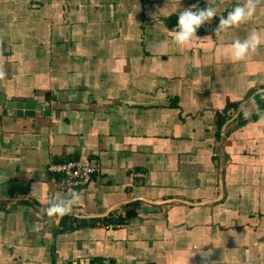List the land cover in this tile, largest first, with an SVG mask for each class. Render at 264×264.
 Returning <instances> with one entry per match:
<instances>
[{
    "label": "crops",
    "instance_id": "obj_1",
    "mask_svg": "<svg viewBox=\"0 0 264 264\" xmlns=\"http://www.w3.org/2000/svg\"><path fill=\"white\" fill-rule=\"evenodd\" d=\"M244 2L0 0V264H264V3L173 40L192 5ZM253 31L260 47L234 60ZM81 156L97 172L48 217L62 179L47 165Z\"/></svg>",
    "mask_w": 264,
    "mask_h": 264
},
{
    "label": "clouds",
    "instance_id": "obj_2",
    "mask_svg": "<svg viewBox=\"0 0 264 264\" xmlns=\"http://www.w3.org/2000/svg\"><path fill=\"white\" fill-rule=\"evenodd\" d=\"M264 3V0H245L241 5L235 6L232 11L228 12L226 16L219 17V24L215 29V34H218L222 30H226L232 27H238L243 23H246L255 15L259 4ZM196 8V10H193ZM217 11L212 7L199 8L197 5L180 12L178 16V27L174 32L173 40L178 46L189 45L193 40L200 39L197 37V30L205 23H210L214 17L217 16ZM206 38V37H205ZM262 43V37L259 32L253 31L244 39H237L231 44L232 57L236 61H242L246 59L249 53H254L260 47ZM6 73L0 66V80L5 79ZM256 114L260 119L264 120V112H261L257 108ZM245 119H250L252 113L245 110ZM82 195L79 192L71 191L67 195H57L48 202V206L44 209V213L48 217H64L71 213L73 204L76 201L81 200ZM201 256L200 264H214L210 262L212 255L211 251L199 252ZM197 253H194L196 255Z\"/></svg>",
    "mask_w": 264,
    "mask_h": 264
},
{
    "label": "built area",
    "instance_id": "obj_3",
    "mask_svg": "<svg viewBox=\"0 0 264 264\" xmlns=\"http://www.w3.org/2000/svg\"><path fill=\"white\" fill-rule=\"evenodd\" d=\"M205 7H212L209 4H205ZM213 8V7H212ZM230 10H226L221 14H217L210 23H205L197 31H211L214 32L219 24V17L226 16ZM178 21V19H177ZM178 27L176 23L175 29ZM98 168L95 162L86 156H81L75 159L65 158L62 161L50 162L47 165V171L54 176L60 177L62 183L59 190L54 192V197L58 195V192L68 194L71 191L85 187L91 181L93 175L97 172ZM134 176L142 177L140 172H134ZM79 264H106L104 261L93 260L89 257H83Z\"/></svg>",
    "mask_w": 264,
    "mask_h": 264
},
{
    "label": "water",
    "instance_id": "obj_4",
    "mask_svg": "<svg viewBox=\"0 0 264 264\" xmlns=\"http://www.w3.org/2000/svg\"><path fill=\"white\" fill-rule=\"evenodd\" d=\"M7 107L15 108L16 114L19 116H28L34 117V110L39 109L38 105H35L33 102H10ZM67 195V194H65Z\"/></svg>",
    "mask_w": 264,
    "mask_h": 264
},
{
    "label": "trees",
    "instance_id": "obj_5",
    "mask_svg": "<svg viewBox=\"0 0 264 264\" xmlns=\"http://www.w3.org/2000/svg\"><path fill=\"white\" fill-rule=\"evenodd\" d=\"M119 223V222H118Z\"/></svg>",
    "mask_w": 264,
    "mask_h": 264
}]
</instances>
